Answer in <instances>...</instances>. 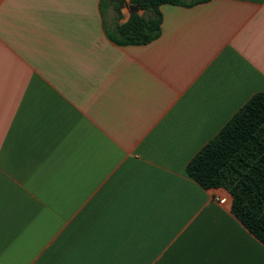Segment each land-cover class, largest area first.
<instances>
[{
    "label": "crops",
    "instance_id": "crops-1",
    "mask_svg": "<svg viewBox=\"0 0 264 264\" xmlns=\"http://www.w3.org/2000/svg\"><path fill=\"white\" fill-rule=\"evenodd\" d=\"M160 12L119 45L130 0H0V264H264L186 171L264 93V0Z\"/></svg>",
    "mask_w": 264,
    "mask_h": 264
},
{
    "label": "trees",
    "instance_id": "trees-1",
    "mask_svg": "<svg viewBox=\"0 0 264 264\" xmlns=\"http://www.w3.org/2000/svg\"><path fill=\"white\" fill-rule=\"evenodd\" d=\"M208 1L130 0L144 15L133 13L107 34L119 45L147 44L161 34V5L191 7ZM186 171L206 190L228 191L231 213L264 244V93L255 94L195 155Z\"/></svg>",
    "mask_w": 264,
    "mask_h": 264
},
{
    "label": "water",
    "instance_id": "water-1",
    "mask_svg": "<svg viewBox=\"0 0 264 264\" xmlns=\"http://www.w3.org/2000/svg\"><path fill=\"white\" fill-rule=\"evenodd\" d=\"M133 11L136 13L139 9L136 6H132Z\"/></svg>",
    "mask_w": 264,
    "mask_h": 264
},
{
    "label": "built area",
    "instance_id": "built-area-1",
    "mask_svg": "<svg viewBox=\"0 0 264 264\" xmlns=\"http://www.w3.org/2000/svg\"><path fill=\"white\" fill-rule=\"evenodd\" d=\"M219 202L222 203V204H225L226 200L225 199H220Z\"/></svg>",
    "mask_w": 264,
    "mask_h": 264
}]
</instances>
